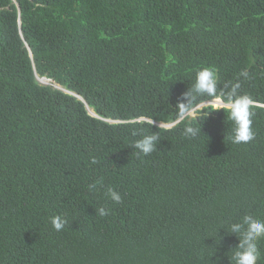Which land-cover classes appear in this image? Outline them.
<instances>
[{"label":"trees","instance_id":"trees-1","mask_svg":"<svg viewBox=\"0 0 264 264\" xmlns=\"http://www.w3.org/2000/svg\"><path fill=\"white\" fill-rule=\"evenodd\" d=\"M15 1L0 0V264H234L227 227L264 220V0ZM205 66L253 98V140L233 143L212 104L195 138L153 123L177 120Z\"/></svg>","mask_w":264,"mask_h":264},{"label":"clouds","instance_id":"clouds-1","mask_svg":"<svg viewBox=\"0 0 264 264\" xmlns=\"http://www.w3.org/2000/svg\"><path fill=\"white\" fill-rule=\"evenodd\" d=\"M13 2L16 3L15 0H13ZM18 21L20 26V20ZM37 75L38 74L35 73V77L38 80ZM240 75L244 79L249 78V72L247 70H242ZM38 82L41 83L39 80ZM41 84L51 85L47 83ZM239 89L240 83L237 81L230 85L225 84L224 89L218 92V76L216 70L212 67H202L196 74L195 83L191 85L187 91L182 93V99H180L175 106L177 120L170 123L156 122L155 124L163 127H171L175 125V123H183V135L188 139L195 138L202 131L200 121L206 119L210 112L208 110L209 106L205 103L217 101L215 110L223 109L226 111L228 119L233 124L232 134L230 136L231 141L236 144L247 143L255 138V132L252 128V117L254 115L252 108L254 107V101L251 95L246 93L240 94L238 91ZM203 97L213 99L212 101L208 100L201 102ZM92 116L99 117L98 115ZM201 118L204 119L202 120ZM105 120L109 122L119 121L110 119ZM154 122L155 121H153V123ZM132 134L134 136L138 135L136 131H133ZM160 139L159 134L155 131L150 134H143L139 139L135 140L132 147L137 149L138 153L148 155L156 150ZM91 163L96 164L97 160L93 157ZM97 183H100V181H97ZM95 186V184L89 185V188L92 189L95 188ZM107 195L116 203L122 201L121 195L112 188L107 190ZM98 213L100 216L107 215V211L103 207L98 209ZM66 223L67 219L63 215L57 214L51 217V224L56 231L62 230ZM227 229L230 233H234L239 241L232 255L234 264H257L258 260L261 258L258 241L264 238V220L246 214L239 222L231 223Z\"/></svg>","mask_w":264,"mask_h":264},{"label":"bare ground","instance_id":"bare-ground-1","mask_svg":"<svg viewBox=\"0 0 264 264\" xmlns=\"http://www.w3.org/2000/svg\"><path fill=\"white\" fill-rule=\"evenodd\" d=\"M37 77H38L42 82H45V83H50V82H51V83H54L52 80H50V79H48V78H46V77H40V76H37ZM39 79H38V80H39ZM40 80H39V81H40ZM42 82H41V83H42ZM55 84H56L58 87H62L61 85H59V84H57V83H55ZM88 109H90L89 111H90L91 113H94L93 110H92L91 108L88 107Z\"/></svg>","mask_w":264,"mask_h":264},{"label":"rangeland","instance_id":"rangeland-1","mask_svg":"<svg viewBox=\"0 0 264 264\" xmlns=\"http://www.w3.org/2000/svg\"><path fill=\"white\" fill-rule=\"evenodd\" d=\"M39 79V78H38ZM40 80V79H39ZM40 82H42L41 80H40ZM42 83H45V82H42ZM47 84H51V85H53V87H55V88H59V89H61L60 87H58L55 83H47ZM62 90V89H61ZM210 101H212V100H210ZM205 104H212L214 107H216V104H217V101L216 102H214L213 101V103H210V102H207V103H205ZM88 110H90V109H88ZM90 114V113H89ZM90 115H94V114H90Z\"/></svg>","mask_w":264,"mask_h":264},{"label":"water","instance_id":"water-1","mask_svg":"<svg viewBox=\"0 0 264 264\" xmlns=\"http://www.w3.org/2000/svg\"><path fill=\"white\" fill-rule=\"evenodd\" d=\"M62 89V88H61ZM62 90H64V89H62ZM64 91H66V90H64ZM66 92H68V93H72V92H70V91H66ZM78 96V95H77ZM79 97V96H78ZM90 112V111H89ZM91 113V112H90ZM91 114H94V115H96L95 113H91ZM154 123H156V122H154ZM160 125H162V124H160Z\"/></svg>","mask_w":264,"mask_h":264}]
</instances>
